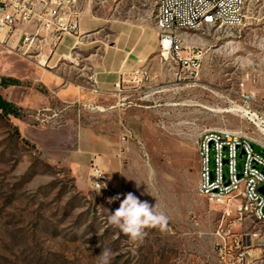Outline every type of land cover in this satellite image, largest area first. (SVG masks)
Listing matches in <instances>:
<instances>
[{"label": "rangeland", "instance_id": "obj_1", "mask_svg": "<svg viewBox=\"0 0 264 264\" xmlns=\"http://www.w3.org/2000/svg\"><path fill=\"white\" fill-rule=\"evenodd\" d=\"M77 9L105 28L86 39L79 58L100 59L101 51L94 54L112 40L109 28L128 25V41L156 28L157 0H78ZM246 15L240 26L182 31L200 68L181 81L180 68L161 60L157 47L141 65L148 80L126 73L131 81L123 83L122 100L105 94L91 103L60 101L30 79L18 49L0 43V78L22 82L0 85L18 109L17 116L0 109V264H99L105 248L113 253L110 264H264V224L224 217L198 192L205 130L242 131L264 143V0H247ZM132 47L134 57L140 43ZM83 128L115 141L122 178L115 187L109 181L116 171L106 172L110 191L91 187L92 162L79 175L68 164ZM128 192L157 203L168 217L166 230L146 229L143 241L132 244L110 225L107 210L118 209ZM118 194L121 200L109 204Z\"/></svg>", "mask_w": 264, "mask_h": 264}, {"label": "built area", "instance_id": "obj_2", "mask_svg": "<svg viewBox=\"0 0 264 264\" xmlns=\"http://www.w3.org/2000/svg\"><path fill=\"white\" fill-rule=\"evenodd\" d=\"M78 0H0V29L13 32L17 24L34 18L50 31L55 43L79 31ZM247 0H157L156 26L161 60L174 62L180 72L193 75L200 68L199 54L186 50L182 30L196 32L206 27L222 29L242 25ZM9 50H16L6 41ZM29 46L34 38L25 36ZM26 52V51H24ZM29 55V54H28ZM147 75V72H144ZM264 132V120L259 122ZM123 140H126L124 136ZM264 143L242 131L226 128L205 130L199 140L200 181L198 192L223 209L224 217H251L264 224ZM242 159L239 170V160ZM91 187L110 191L104 168L96 159L90 171ZM252 241V235H248ZM229 264H237L231 262Z\"/></svg>", "mask_w": 264, "mask_h": 264}, {"label": "crops", "instance_id": "obj_3", "mask_svg": "<svg viewBox=\"0 0 264 264\" xmlns=\"http://www.w3.org/2000/svg\"><path fill=\"white\" fill-rule=\"evenodd\" d=\"M78 13V33L65 35L57 43L52 39L50 31L39 26L36 18L17 24L13 32L0 30V41L5 38L11 42L12 46L19 50L22 57L21 65L30 72L27 73L30 79L44 85L60 101L70 104L91 103L93 99L105 94L122 100L123 92L127 91L122 89L125 87L123 83L131 81L127 80L130 77L126 75L127 72L133 71L135 75L133 78L139 82L151 77L141 65L151 59L158 47L157 26L150 28L148 38L139 39L137 36L130 41L124 37V33L131 29L128 25L109 28L112 40L108 46L105 42L97 46V52L94 54H100L101 51V58H79L75 54L82 49L86 39L94 36L97 38L105 28H99L102 27L99 18L90 12L78 10ZM25 36L34 38L30 46L23 42ZM135 43H140L141 50L133 57L129 49L133 48L132 45ZM138 65L141 67L136 68ZM144 72H147V75ZM118 156V148L112 137L100 136L83 128L77 131L75 149L67 161L76 175L86 172L89 168L88 163L90 164L93 159L100 163L105 174L106 172L110 174L117 170ZM120 178L122 173L118 176L116 171L110 174L109 183L116 187L120 183Z\"/></svg>", "mask_w": 264, "mask_h": 264}, {"label": "clouds", "instance_id": "obj_4", "mask_svg": "<svg viewBox=\"0 0 264 264\" xmlns=\"http://www.w3.org/2000/svg\"><path fill=\"white\" fill-rule=\"evenodd\" d=\"M123 195L122 200L119 194L108 199L109 204L118 200H121V203L115 211L107 210L109 213L107 219L108 223L120 229L132 244L143 241L147 235L146 229L166 230L168 217L159 209L157 203L150 205L148 201H141L132 192ZM112 256L111 249H103L98 257L99 264H110Z\"/></svg>", "mask_w": 264, "mask_h": 264}, {"label": "trees", "instance_id": "obj_5", "mask_svg": "<svg viewBox=\"0 0 264 264\" xmlns=\"http://www.w3.org/2000/svg\"><path fill=\"white\" fill-rule=\"evenodd\" d=\"M0 85L4 87H8L11 85H22L21 80L13 77H2L0 78ZM0 109L5 114H14L17 116L18 109L14 104L7 101L1 94H0Z\"/></svg>", "mask_w": 264, "mask_h": 264}, {"label": "bare ground", "instance_id": "obj_6", "mask_svg": "<svg viewBox=\"0 0 264 264\" xmlns=\"http://www.w3.org/2000/svg\"><path fill=\"white\" fill-rule=\"evenodd\" d=\"M3 29H6V30L8 31V28H6V27L1 28L0 30H3ZM182 31H189V30H182ZM3 41H4V40H3ZM3 41H0V43L3 42ZM256 118H257V116H256Z\"/></svg>", "mask_w": 264, "mask_h": 264}]
</instances>
